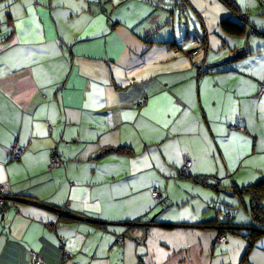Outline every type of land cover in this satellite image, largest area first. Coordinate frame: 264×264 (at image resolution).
I'll use <instances>...</instances> for the list:
<instances>
[{"label": "crops", "instance_id": "1", "mask_svg": "<svg viewBox=\"0 0 264 264\" xmlns=\"http://www.w3.org/2000/svg\"><path fill=\"white\" fill-rule=\"evenodd\" d=\"M158 1L0 0V264H241L218 226L253 224L264 178V3Z\"/></svg>", "mask_w": 264, "mask_h": 264}, {"label": "trees", "instance_id": "2", "mask_svg": "<svg viewBox=\"0 0 264 264\" xmlns=\"http://www.w3.org/2000/svg\"><path fill=\"white\" fill-rule=\"evenodd\" d=\"M229 8H231L234 12L238 10V6L234 0H222ZM240 17L244 18L242 15L238 14ZM222 28L230 33L235 35H242L244 32V26L239 23H232L229 20L223 21L221 24ZM122 149H120L121 151ZM182 173V172H181ZM182 177L188 176V174H181ZM198 181L203 183H209L208 179ZM237 194H246L250 195L252 200L251 206V215L253 219V224L248 227L251 229L249 232H242L238 226L232 224V221L224 222L219 221V224L226 226L228 229L227 231L232 232V230L237 231L245 236V238L249 241V248L245 254L244 259L242 260L241 264H248V255L250 250L252 249L254 243L264 235V208L262 207V199L264 198V178L261 179L256 184L243 187L237 191ZM244 228V227H243Z\"/></svg>", "mask_w": 264, "mask_h": 264}, {"label": "built area", "instance_id": "3", "mask_svg": "<svg viewBox=\"0 0 264 264\" xmlns=\"http://www.w3.org/2000/svg\"><path fill=\"white\" fill-rule=\"evenodd\" d=\"M112 1V0H109ZM262 2L264 3V0H262ZM196 52L193 53V55H195ZM259 94L262 96L264 95V82L260 84L259 86ZM144 104V103H143ZM142 104V105H143ZM49 131L50 133L52 132V127L49 126ZM23 154V151L18 149L17 147L13 148L12 152H11V159L12 160H19L21 158ZM51 167H58L61 165V160L59 158V156L57 154H53L51 156ZM192 168V161L189 158H186L185 160V164L182 167V173L184 174H189L190 170ZM218 181H216L217 183ZM152 196L154 197V199L164 208H166L168 206V198L166 197V195L159 191V190H154L152 192ZM17 198H14V196H12L10 194V192H8L7 188L4 185H0V213L3 214L7 208H9L10 206V201H14ZM58 213L60 215L66 214L67 210L66 208H62V209H58ZM232 220V214L231 213H226L224 218L221 221L224 222H228ZM218 229L220 230H224L221 232V234L219 235V237L217 238V243L218 244H224L227 242V227L224 225H219ZM242 232H249L251 231L250 228H239ZM249 230V231H248ZM123 238H119V243L123 244ZM32 264H45V261L36 253H33V260H32Z\"/></svg>", "mask_w": 264, "mask_h": 264}, {"label": "rangeland", "instance_id": "4", "mask_svg": "<svg viewBox=\"0 0 264 264\" xmlns=\"http://www.w3.org/2000/svg\"><path fill=\"white\" fill-rule=\"evenodd\" d=\"M148 1V0H146ZM152 1V2H151ZM165 3H168V4H165L163 7L170 10V11H173L175 8H177V4H178V0H164ZM114 2H117V0H113V4L114 5ZM151 3H154L155 5L157 6H160L161 4L157 3L159 2L158 0H150ZM118 3V2H117ZM116 3V4H117ZM170 3V4H169ZM115 4V5H116ZM179 12V9L177 10ZM177 12L176 14V18H175V21H176V24L179 23V21H181V18H180V15L179 13ZM175 15V14H174ZM190 23V22H189ZM197 29H200L199 26H196ZM191 29H192V32H195V28H194V25H191Z\"/></svg>", "mask_w": 264, "mask_h": 264}, {"label": "water", "instance_id": "5", "mask_svg": "<svg viewBox=\"0 0 264 264\" xmlns=\"http://www.w3.org/2000/svg\"><path fill=\"white\" fill-rule=\"evenodd\" d=\"M18 200V199H15V201Z\"/></svg>", "mask_w": 264, "mask_h": 264}]
</instances>
